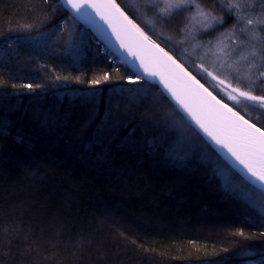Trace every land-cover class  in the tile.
Returning a JSON list of instances; mask_svg holds the SVG:
<instances>
[{"label":"trees","instance_id":"16d2710c","mask_svg":"<svg viewBox=\"0 0 264 264\" xmlns=\"http://www.w3.org/2000/svg\"><path fill=\"white\" fill-rule=\"evenodd\" d=\"M115 2L221 102L264 126V108L212 82L152 32V6L139 5L154 22L128 0ZM193 3L236 28L218 0ZM191 13L162 21L163 31L190 37L176 32ZM260 201L264 194L155 86L57 0H0V264H264ZM186 208L224 237L193 228Z\"/></svg>","mask_w":264,"mask_h":264},{"label":"snow or ice","instance_id":"6c2138e0","mask_svg":"<svg viewBox=\"0 0 264 264\" xmlns=\"http://www.w3.org/2000/svg\"><path fill=\"white\" fill-rule=\"evenodd\" d=\"M68 2L71 3V7L75 9L77 13H80L82 8L97 7L96 0H68ZM158 2L163 4V7L159 11V15L165 18L166 21L173 15H179L182 12L190 11L192 8L198 7L193 3V0H158ZM104 6L113 10L114 13L122 18L123 22L120 25L121 32H127L136 36L140 43L146 44L151 49L155 50L160 62L168 66L178 78L182 79L193 94L200 98L202 104L206 105L210 110L220 113L224 121H226L227 129L234 144L227 143L219 135L211 131L205 123L198 118L186 101L165 82V87L172 92L177 103L188 112L189 116H191L196 125L203 130L205 135L221 148H226L231 156L247 169L251 176L255 177L261 185H264V126L257 127L256 124L250 123L247 119H244L243 116L234 112L232 108L225 104H221L220 100H217L207 88H204V86L191 76L179 63H177L168 52H165L163 48H160L159 45L151 41L149 37L145 35L144 32L119 8L115 3V0H104ZM239 7L240 5L237 3L231 4L227 7L226 14L231 15L232 10ZM196 16H203L205 21L199 30L207 31L209 28L213 27L214 23H223V21H217L214 17H211L210 13H204L203 10H200L198 13L188 18V24L185 26L186 28L188 25L193 24ZM101 18L105 19L103 15ZM240 19H243V17H238L237 22H239ZM254 24L264 26V19L258 21L247 19L245 21L246 27H241L240 32L248 30L254 33L256 31V29L253 28ZM260 31H264V27H260ZM113 32L119 40L120 32H117L115 27L113 28ZM233 43H236L235 39H233ZM248 44L250 45L248 48H243L240 45H237V47L231 48L230 50H226L227 46L225 45L218 49L217 55L219 57H226L227 59L225 60V63L230 60L231 63L229 64V67H236V79H246L247 81L254 83L255 78L264 83V38L257 40L255 35H253L248 38ZM121 46L126 47L123 41H121ZM128 51L130 55L136 56V53L133 52L131 48H128ZM142 66L144 67L145 75H159V73L152 70L147 65H143V62ZM209 75L212 74L209 73ZM215 78L216 77H213V79ZM220 83H224V81L221 80ZM248 86L251 87L252 84H249ZM232 91L238 92L240 96L244 97L246 100L252 101L254 105L264 108V96H255L250 94V92L241 91L238 88H233ZM209 97L211 98L210 100ZM232 99L235 100V97H232ZM212 101L215 103L213 104ZM217 105L219 108L216 107Z\"/></svg>","mask_w":264,"mask_h":264},{"label":"water","instance_id":"95a60500","mask_svg":"<svg viewBox=\"0 0 264 264\" xmlns=\"http://www.w3.org/2000/svg\"><path fill=\"white\" fill-rule=\"evenodd\" d=\"M57 1L66 11V13H68V15L73 17L84 29L88 31L95 43L106 47L118 59L119 62L124 64L131 71L136 79H140L150 85L155 86L160 91V93H162V95L173 105L178 113L182 115L185 121H187V123H189V125H191V127L195 131H197L200 136L211 146V148L217 153V155L229 168H231L251 187L264 194V185H261V183L256 180L255 177L251 176L248 173L247 169H245L243 165L239 164L231 156L226 148H221L219 145L215 144V142L212 141L208 136L205 135L203 130H201L196 125L195 121L192 120L191 116H189L188 112H186L185 109L177 103V100L173 97L172 92H170L168 88L165 87V82L168 83L169 87L176 91L177 94L186 101V103L192 108L198 118H200L211 131L219 135L227 143L234 144V141L232 140L231 135L227 129L226 121H224L220 113L212 111L206 105L202 104L200 98L197 95L193 94V92L186 86L184 81L178 78L169 69L168 66L160 62L158 54L155 50L151 49L146 44L140 43L136 36L127 32H121L120 25L123 22L122 18H120L118 14L114 13L113 10L106 8L104 6V0H96V8H82L80 13H77L76 10L71 7V3H69L68 0ZM102 15L105 17V19L101 18ZM114 27L116 28L117 32H120L119 40L113 32ZM121 41H123L126 47L121 46ZM128 48H131V50L136 53V56L130 55ZM142 62L143 65H147L152 70L159 73V75H145ZM177 63L179 62L177 61ZM200 70L212 82L216 83L221 88L229 91L237 98L253 104L252 101L246 100L244 97L240 96L238 92H233L232 89L235 87H232L225 82L220 83L221 80L219 78H217L213 74L209 75L210 72L203 67H200ZM213 77L216 78L213 79ZM210 99L211 98L209 97V100ZM216 99L219 100L217 97ZM212 103L214 104L215 102L212 101ZM221 104L224 103L221 102ZM216 107L219 108L218 105Z\"/></svg>","mask_w":264,"mask_h":264},{"label":"rangeland","instance_id":"374dc122","mask_svg":"<svg viewBox=\"0 0 264 264\" xmlns=\"http://www.w3.org/2000/svg\"><path fill=\"white\" fill-rule=\"evenodd\" d=\"M127 0H123L124 3H126ZM130 4H133L136 6L140 18L145 19V15L142 12V7H148L152 6V13L157 15L158 24H154L153 27L155 28L152 30H156V35L162 37L163 39L172 40L174 43H176V46H173V49L176 50L177 54L183 58L190 59L192 61H195V63L199 66L204 67L207 71H209L211 74L219 78L220 80H223L228 85L238 88L242 91L250 92L252 95H258L259 92L257 89L260 88V83H262L260 80L254 78V83L247 81L246 79L238 80L236 79V67H229V64L231 63L230 60L225 63L226 57H219L217 55L218 49L221 47L227 46L226 50H230L231 48L237 47V45H240L243 48H248L250 45L248 44V38L255 35L257 40H260L261 38H264V31H260V26L257 24L253 25V28L256 29V31L253 33L251 31L246 30L245 32H240L241 27H246L245 21L247 19H252L253 21H258L261 19H264L263 10L258 9V5L261 7L263 6V3L260 0H218V2L221 4V8L224 11L225 15L227 12V7L230 6L233 3H237L240 5L239 8L233 9L232 14L228 15L231 17L232 23H236V28H234L230 32L227 31V29L224 26H221L220 23H214L213 27L209 28L207 31L199 30L202 26V24L205 22L203 16H196V19L193 21L192 25H188L186 28V24H188V18L190 16L195 15L200 10H202L199 7L192 8V13L190 16H187L186 20L182 24V27L180 26L179 29H183L182 32L179 35H183L184 33L190 30L191 36H186L184 39H175V35L171 30V35H168L163 30L162 21H166L165 18L161 17L159 15V10L157 7L162 8L163 4L159 3L158 0H128ZM258 1V3H257ZM141 3V4H140ZM257 3V5H253ZM128 6V4L126 3ZM156 7V8H155ZM224 8V9H223ZM259 10V11H258ZM261 11V12H260ZM204 13H207L203 11ZM262 13V14H261ZM243 17V19H240L239 22H237L238 17ZM213 17V15H212ZM138 18V17H137ZM139 19V18H138ZM148 21L147 19H145ZM150 22H154L153 20H149ZM174 19L172 20V22ZM143 23V22H142ZM153 24V23H151ZM191 26V27H190ZM195 26V27H194ZM238 27V28H237ZM60 28L61 25H60ZM170 27H168L169 29ZM193 30V31H192ZM237 30V31H236ZM192 31V32H191ZM227 31V32H226ZM202 35V38L199 37ZM180 39V40H179ZM233 39H235L236 43H233ZM179 40V41H178ZM23 62H27V59H23ZM239 67V66H237ZM16 75V74H15ZM252 84L251 87L248 85ZM264 85V83H262ZM264 88V87H263ZM222 90L221 94L227 98L230 97V94L226 91ZM264 96V95H263ZM223 175H225V172L221 171ZM191 190V189H190ZM192 191V190H191ZM68 198V197H66ZM95 204V203H94ZM261 205H264V201H260ZM187 217H193L196 218L198 223L194 224L196 227L193 226V228H196V230L203 232L204 235H216L218 237H224L223 232L219 227L215 225V223L209 222V220H203L204 217L200 213H193L187 208L185 209V213H183V218ZM185 221V220H184ZM186 228V227H185ZM204 228V229H203ZM220 230V231H219ZM193 231V230H192Z\"/></svg>","mask_w":264,"mask_h":264},{"label":"bare ground","instance_id":"6f19581e","mask_svg":"<svg viewBox=\"0 0 264 264\" xmlns=\"http://www.w3.org/2000/svg\"><path fill=\"white\" fill-rule=\"evenodd\" d=\"M90 9H93L92 7H89ZM162 48V47H161ZM165 51V50H164ZM165 52H167V51H165ZM169 54V53H168ZM170 55V54H169ZM183 67V66H182ZM202 67V66H201ZM184 68V67H183ZM204 68V67H203ZM185 69V68H184ZM199 69H200V67H199ZM186 70V69H185ZM187 71V70H186ZM229 92V91H228ZM215 96V95H214Z\"/></svg>","mask_w":264,"mask_h":264},{"label":"flooded vegetation","instance_id":"af4514ba","mask_svg":"<svg viewBox=\"0 0 264 264\" xmlns=\"http://www.w3.org/2000/svg\"><path fill=\"white\" fill-rule=\"evenodd\" d=\"M198 67H201V66H198Z\"/></svg>","mask_w":264,"mask_h":264}]
</instances>
